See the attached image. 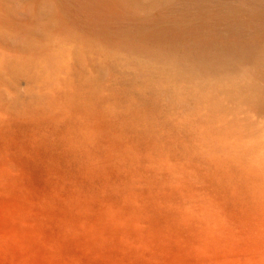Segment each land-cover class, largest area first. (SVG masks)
I'll return each instance as SVG.
<instances>
[{
	"label": "rangeland",
	"instance_id": "374dc122",
	"mask_svg": "<svg viewBox=\"0 0 264 264\" xmlns=\"http://www.w3.org/2000/svg\"><path fill=\"white\" fill-rule=\"evenodd\" d=\"M244 1L0 0V264H264Z\"/></svg>",
	"mask_w": 264,
	"mask_h": 264
},
{
	"label": "bare ground",
	"instance_id": "6f19581e",
	"mask_svg": "<svg viewBox=\"0 0 264 264\" xmlns=\"http://www.w3.org/2000/svg\"><path fill=\"white\" fill-rule=\"evenodd\" d=\"M160 1H166V0H160ZM168 1V0H167ZM221 1V3L222 2H227V4H225V5H228V8H227V10L226 11H223L222 12V15H233L234 13H236V12H244L243 11V6H244V0H220ZM214 2L215 3H217L218 2V0H214ZM176 9V8H175ZM257 16H260L259 14H257ZM260 19H264V16L263 17H261ZM245 49H247L248 51H252L251 53H254L253 52V48H251V47H249L248 46V48H245ZM228 51V50H227ZM201 60H203V59H201L200 58V60L199 61H201ZM202 63H203V61H201V65H202ZM203 65H205V64H203ZM186 68L185 67H179V74L181 75V76H184V77H188V78H191L192 79V81L194 82V85L195 86H197V87H199L198 86V81L196 80V77H195V75H193L192 73H187L186 71ZM203 82V81H202ZM204 83V82H203ZM204 85V84H203ZM200 93L201 94H203V96L207 99V95H206V93L205 92H203V91H200Z\"/></svg>",
	"mask_w": 264,
	"mask_h": 264
}]
</instances>
